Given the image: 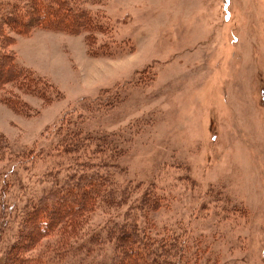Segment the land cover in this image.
Listing matches in <instances>:
<instances>
[{"label":"rangeland","instance_id":"1","mask_svg":"<svg viewBox=\"0 0 264 264\" xmlns=\"http://www.w3.org/2000/svg\"><path fill=\"white\" fill-rule=\"evenodd\" d=\"M76 3L112 39L104 26L88 44L85 33L12 32L3 12L31 13L30 1L0 0L6 51L50 94L11 85L5 96L26 108L0 101V264L22 213L85 160L130 190L128 202L21 242L25 255L64 240L73 250L55 264H107L108 230L130 216L176 239L173 264H264V0Z\"/></svg>","mask_w":264,"mask_h":264},{"label":"trees","instance_id":"2","mask_svg":"<svg viewBox=\"0 0 264 264\" xmlns=\"http://www.w3.org/2000/svg\"><path fill=\"white\" fill-rule=\"evenodd\" d=\"M29 1L31 13L24 5L20 7L19 5L8 6L2 15L5 18L2 21V27H10L12 32H15V28L22 29L21 31L25 34H30L33 29L68 34L85 33V41L88 44V39L95 37V34H100L99 29L104 26L105 33L108 35L107 40L113 37L110 29L76 3V0H72L73 4L70 0ZM1 36L0 101L12 102L13 108L22 110L26 108L25 105L16 101V98L12 101L5 96L7 86H16L21 92L31 88L33 92L41 93V96L50 94L46 88L34 85L30 71L17 64L12 51H6L9 44L5 41L11 38L3 33ZM60 142L63 144L62 151H65L63 138ZM99 162L102 168L107 166L106 162L103 164L101 159ZM75 166L76 169L80 168V171H73V173L65 175L62 185L55 184L38 199L37 204L22 213V227L20 225L21 228L17 232L18 240L16 242L18 243L8 249L2 264H53L55 260L60 261L65 256L63 254L73 250L71 243L62 240L59 244H54L51 250L52 254L47 256L48 253L45 254L41 251L25 255L26 249L23 248L21 242L31 246L33 243H40L45 237L57 233L58 230L67 231L69 229L70 232L72 229L70 226H73V229L74 227L76 229L77 226L80 227L82 220L86 219L85 216L94 210L99 208L117 210L128 202L130 190L120 192L119 187L111 178V174L94 170L89 160L82 161ZM147 196H143L141 203L148 207V211H156L159 208L157 201L149 200V197L146 198ZM141 203L137 202L136 204ZM145 215L147 216V214ZM124 226L125 228L116 225L108 230L107 241L113 246L114 252L112 259L107 264H173L172 257L176 260V256H179L177 254L183 251V247H181V251L180 249L174 251L175 245L178 243L172 236L168 235L160 239L150 237L148 227L139 229L137 223L132 221L130 216ZM57 227L59 228L57 229ZM169 242L171 243L170 247H168ZM187 259L185 264L188 262Z\"/></svg>","mask_w":264,"mask_h":264}]
</instances>
